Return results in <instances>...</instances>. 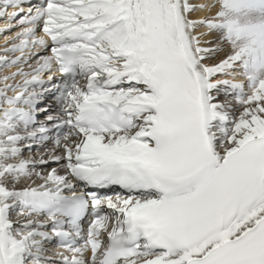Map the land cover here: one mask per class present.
Listing matches in <instances>:
<instances>
[{"label": "snow or ice", "instance_id": "snow-or-ice-1", "mask_svg": "<svg viewBox=\"0 0 264 264\" xmlns=\"http://www.w3.org/2000/svg\"><path fill=\"white\" fill-rule=\"evenodd\" d=\"M0 19V264H264V0Z\"/></svg>", "mask_w": 264, "mask_h": 264}, {"label": "bare ground", "instance_id": "bare-ground-1", "mask_svg": "<svg viewBox=\"0 0 264 264\" xmlns=\"http://www.w3.org/2000/svg\"><path fill=\"white\" fill-rule=\"evenodd\" d=\"M33 2H37V0H33ZM199 2H204V0H199ZM25 7H27V5H25ZM208 13L207 12H195L193 13V18H201L205 15H207ZM10 23L9 20L7 19H0V29L2 28H5L8 24ZM21 29L19 27H15L12 29V31L10 32H3V33H0V55H3V47H4V38L7 37V36H11V35H15L16 32H19ZM197 31H206V29L204 28H200L198 29ZM41 35H43V33L41 32ZM217 35L216 33H213L211 34L209 37H207L208 39H211L213 40V47L216 46L217 43H220L218 40H217ZM9 47L11 45H8ZM220 46L224 49L222 52H218L216 54V57H215V60H219L220 58H223L225 57L228 52H229V47L225 44H220ZM46 54L50 55L51 52H47ZM14 55H18V53L14 54ZM34 63V61H32ZM210 63L211 62H215V61H209ZM27 70L28 66H24ZM16 68L14 66H3V65H0V76L4 75V74H7V73H10L12 71H15ZM59 82V81H58ZM223 99V97H221ZM41 120L44 119L43 116L40 117ZM55 145L54 143L52 142H48L47 144H45L44 146H40V147H37L33 152L29 153V152H26L25 155H35V156H39L41 154V152L45 151L47 148H54ZM56 154H60L59 151H57ZM52 167H58V165H55L53 164ZM46 171L48 169H45ZM64 174V173H62ZM37 183H40V181H37ZM80 187V190L83 191L84 188L82 185L79 186ZM89 190V189H88ZM14 219H19V217H16L15 214H14ZM87 225V218L85 219L84 221V226L86 227Z\"/></svg>", "mask_w": 264, "mask_h": 264}]
</instances>
